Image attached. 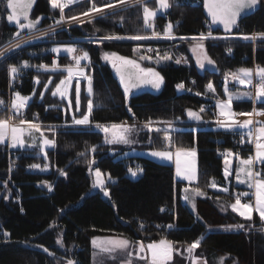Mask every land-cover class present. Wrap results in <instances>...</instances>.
Listing matches in <instances>:
<instances>
[{"label":"trees","instance_id":"16d2710c","mask_svg":"<svg viewBox=\"0 0 264 264\" xmlns=\"http://www.w3.org/2000/svg\"><path fill=\"white\" fill-rule=\"evenodd\" d=\"M261 2V10L239 25L240 34L264 33V0ZM6 3L7 0H0V47L13 41L16 32L6 22ZM170 4L171 7L155 20L159 33L163 34L169 22L177 36L191 38L207 32L210 22L205 14L204 0H170ZM146 5L157 7L156 0ZM143 6L85 22L72 28L71 34L66 31L59 33L56 39L71 41L76 37L149 34L151 30L144 26ZM85 11L87 6H81L66 14L69 18ZM43 14L51 16L44 23L46 26L59 19L61 13L58 8H52L49 0H39L34 17ZM218 33L221 32L218 30ZM253 43L244 37L209 40L206 48L217 66L216 70L199 69L187 46L181 45L171 51L169 63L157 65L163 77V86L159 91L129 93L126 98L119 77L111 65L104 63L102 54L111 52L136 59L139 58V46L149 48L155 45L159 49L146 54L157 57L171 44L165 41H108L96 45L79 41L78 46L89 54L91 66L88 72L94 78L95 106L90 126L59 129L53 136L56 147L47 151V159L24 151L20 159L22 165L40 161L45 164L48 161L47 171H27L23 167L9 171V146L0 144V193L5 185L13 192L10 199L0 196V264H68L69 260L92 264V241L98 237L127 238L145 245L167 238L176 242L175 248L182 251L202 237L194 256L205 259L208 264H218L222 257L227 258L225 264H264V223L257 215L249 221L232 211L230 205L236 199L234 188L225 193L210 186L216 180L217 187L226 188L225 159L217 156L216 149L230 147L235 134L206 125L217 118L215 106L200 113L199 121L192 119L191 123L188 122L187 114L188 110L199 112L203 104L212 103L206 97L209 83H214L224 97L226 73L241 68L250 69L255 65L264 67V38L259 37L256 46ZM50 45L49 42L24 47L3 59L0 62V95L7 98L9 89L13 94L19 92L22 96L32 95L35 91L28 107V118L39 119L45 124H65L72 120L65 118L60 101L53 98L50 92L40 98L49 76L54 77L56 83L65 75L39 68L40 65L51 66L53 63L56 55L49 51ZM231 48L235 49L234 54L228 51ZM180 54L187 56L190 66L175 62ZM59 57L61 66H65L70 58L69 55ZM24 61L30 66L22 67ZM146 65L150 64L146 62ZM10 66L20 69L17 87L11 84ZM36 78L39 84H36ZM192 79L196 80V84L191 82ZM181 83L186 91L177 88ZM197 92L202 95H196ZM87 102L88 98H85V105ZM233 105L236 112L252 111L253 108L264 110V102L254 103L252 100L237 101ZM148 121L180 127L172 133V149L198 150L199 180L190 186L198 187L205 193L197 199L199 219L181 199L182 189L189 185L176 181L173 165L130 154L128 151L131 149H115L105 143L103 133L95 127L97 123L146 124ZM194 127H197L196 131L192 129ZM149 132L142 134V146L136 149L164 150L163 132ZM147 136L152 138L151 143H148ZM220 141L221 144L218 143ZM92 147L96 148L94 153ZM114 150L119 152L114 154ZM244 157L248 155L244 154ZM93 158L95 169L110 174L115 180L105 186L110 193L109 199L101 191L89 194L92 191L89 161ZM261 167L264 173V165ZM129 168L142 169L137 172L139 178L134 179ZM60 170L67 176H62ZM45 182L51 185L52 191L41 186ZM164 207L167 211H161ZM240 224L244 228H229ZM5 232L10 235L5 237ZM58 239L62 240L63 247L57 244ZM183 254L176 252L168 264H192L190 258Z\"/></svg>","mask_w":264,"mask_h":264},{"label":"snow or ice","instance_id":"6c2138e0","mask_svg":"<svg viewBox=\"0 0 264 264\" xmlns=\"http://www.w3.org/2000/svg\"><path fill=\"white\" fill-rule=\"evenodd\" d=\"M34 0H7L6 7L11 10L10 14L7 15L8 22H14L18 27L19 31L14 33V36H19L20 31L24 29H28L29 31L36 28V25L39 24L42 17H38L35 20L30 19V9L32 7ZM80 0H49L53 9L60 10V19L56 21L57 24H60L65 20L64 9L73 3H79ZM118 3L123 4L125 0H117ZM138 3H143V0H137ZM259 0H204V7L207 10L208 15L211 17L212 24H222L225 32H231L232 27L236 25L237 18L241 15V13L245 9H253ZM156 4L159 6L158 8H150L146 4L143 6V21L145 28L154 29V24L152 21L157 16L158 11H166L171 7L170 0H156ZM113 3H107L103 5V7H98L94 0H92V7L87 11L83 12L81 15L90 16L91 13L96 12L100 13L103 11L104 7L110 8L114 7ZM21 19L25 21V23H21ZM71 20L79 21V17L72 16L68 18ZM173 25L171 22L165 27L163 34L156 32L153 30L151 35H141L135 34L127 37L116 36V35H106L101 38V42L103 40H119V39H130V40H145V39H191L195 41V44L192 48L193 53H199L197 56V65L199 68L203 69L205 67V62L208 65H213L215 62L207 55V52L204 48L203 41L207 39H215L216 37L212 36V32L209 31L206 35L201 33L199 36H193L191 38L188 37H176L173 35ZM259 36L264 38V33H260ZM244 39H253V37L245 36ZM21 43H25V41H20L16 44H12V48H19ZM68 53H76L77 49L75 47H66L63 49ZM7 51V50H5ZM52 51L54 53L59 54L61 48L56 47L53 48ZM148 51H152V49H148ZM231 52V49H228ZM3 54L0 53V56ZM73 60L75 62L74 66L76 68L75 74L73 73V65L65 66L63 69H60V66L56 61H53L51 67L47 65H40L39 68L48 71V72H56L58 70L66 71L67 76L63 79H60L59 83L55 85V89L52 91L53 96L59 95L61 99H68V109L72 108V101L69 99V85L73 76L83 77L88 81V93L92 94V78L85 74L83 67L81 66V61H89L90 57L87 52H82L80 55H73ZM164 60H170L172 57L165 53L162 57ZM102 59L112 63L113 68L116 69L117 75L120 78V83L123 85L125 97L127 98L128 94L133 88H139L143 83H149L153 88L159 89L160 85L163 83V77L160 76L159 72H156L154 69L150 67H141L136 61L132 59H128L122 56H119L116 53H104ZM140 59H145L144 56H141ZM147 59H151L148 57ZM183 58L176 59V63L180 64ZM116 61H120V64L117 65ZM29 63L24 61L22 67H29ZM19 72V68L16 66H10L9 73L12 79H15L16 74ZM256 76L258 77L257 83L253 84V70L241 68L237 72L226 73L225 74V95L227 96V100L217 99L216 108L218 112L216 113L217 119L215 123L218 127L225 129L226 131H234L235 129H247L246 133L241 135V143L244 142V137L246 136L249 143H255V156H249L247 159L240 158L237 154V159L239 160V164L241 165L236 172V180L240 184H247L249 188L255 189V204L251 203H241V196H247L248 193H240L236 196L235 203L231 204L230 207L233 212H237L242 218L251 221L252 213H258L261 221H264V177H262L260 171H254V164H262L264 165V122L254 120L253 117L264 116V110H257L253 108L250 112H235L232 110V101L234 99H243L247 98L254 101L264 102V67H258L256 69ZM231 78L232 80L237 81L241 85L245 86H253L255 88V94L252 92H243V93H232L227 88V81ZM36 84H39L40 81L38 78L35 80ZM52 83V77L49 76L47 83L44 85L45 91L48 90V85ZM194 83V82H193ZM178 89H183L184 84H178ZM190 91V89H189ZM207 92L215 93V88L212 83L207 85ZM35 95V91L33 92ZM44 93H40V98L43 99ZM196 95H202L197 92ZM31 99L29 96H21L19 92L14 93V99L11 102V109L13 110V114L7 117H0V143H5L10 140V147H24L25 141L22 138L25 132L31 134L32 132H36L40 134L42 138V143L39 144V148L41 152H44L47 147H54L55 141L52 139L44 138V132L41 130V125L36 122H30L24 119L21 115L20 110L27 106L28 101ZM4 101L0 100V106L4 105ZM88 111L83 114L81 118H76L73 116V124L74 125H89L91 123L89 117L92 112L93 102L91 99L88 100ZM75 108L76 111L80 110V87L79 81H77L76 89H75ZM129 111L131 109L129 108ZM205 109L202 107L199 112H194L192 110H188L187 114L190 119H201L200 113H203ZM239 116H247L248 119L240 122L236 119ZM223 118V119H221ZM14 120H18V123H11ZM27 125L25 128L24 126ZM253 125H258L253 128ZM96 128L100 129L105 134V143L107 144H128L132 141L129 140V133L133 131L131 126H127L126 124H111L102 125L97 123L95 125ZM145 127L149 131L163 132L164 139L166 141H170L171 137L168 134L167 129L153 128L152 122L148 121L145 124ZM54 131V130H53ZM28 147H37L35 143L28 145ZM91 151L94 153L96 151L95 147L91 148ZM181 154L194 156V151H185L184 149L177 150V160H176V175L178 177H182L191 183L196 179L194 171H187L182 173L180 167L179 156ZM79 155L83 156L84 153H80ZM151 156L157 157L161 160H171L172 153L169 151H152L150 153ZM234 155L231 151L226 152L225 154V179L232 173L228 169L229 160L228 157ZM45 159H47V154L45 152ZM95 163L94 158L89 161V172L92 174L95 179L93 182V188H99L101 192H103L104 196L109 197L110 193L108 189L105 187V181L102 179V172L99 168L93 169L92 164ZM31 168H41L40 164H32ZM47 168V165L44 166V169ZM42 169V170H44ZM11 171V168L9 169ZM128 171L132 176H136L138 171H142V169H132L129 168ZM60 174L62 176H67V173L63 170H60ZM241 174H244V178H241ZM108 179H111L110 174H108ZM46 183V182H45ZM48 191H52L51 185H47ZM212 188H216L217 185L215 181H213L210 185ZM7 187V185H5ZM221 191L227 192V188H221ZM185 193L188 192V189H184ZM194 195L196 196H204L205 193L200 190V188L196 187L192 189ZM7 199V197H5ZM185 200H189V196L185 195ZM191 202V201H189ZM193 208H195V204L193 203ZM243 209V211H241ZM164 211V209H161ZM143 227V225H141ZM169 228L173 227L172 225H168ZM244 228L243 224L229 226V228ZM10 233L5 232L4 236H9ZM203 238L201 237V240ZM201 240H196L193 243L189 244L185 251L188 252L189 257L192 259V264H198V261L195 257H193L194 250L200 245ZM174 241L168 240L167 238H162L159 242H151L145 245L141 241H130L127 238H110L105 241L98 242L97 240L92 241L93 248L96 250L93 253L94 261L95 257L100 254H107L112 257V254L120 251L125 254L127 257L124 261V264H133L132 256L133 252L129 251V249H133L135 251V258L139 260H144L147 264H168L169 261L172 260V254L176 251L179 254V249L175 248ZM57 244L63 247L62 240L58 239ZM44 251H48L44 249ZM51 254V253H50ZM150 254V258H149ZM114 258V257H112ZM68 264H74L72 260L68 261ZM206 264V262H205ZM223 264V262H221Z\"/></svg>","mask_w":264,"mask_h":264},{"label":"rangeland","instance_id":"374dc122","mask_svg":"<svg viewBox=\"0 0 264 264\" xmlns=\"http://www.w3.org/2000/svg\"><path fill=\"white\" fill-rule=\"evenodd\" d=\"M158 7L159 6L157 5V7H155V8H158ZM166 11H158L157 16L158 15H161V14H164ZM77 16H79V15H77ZM104 16H106V15H104ZM157 16H156V18H157ZM65 17L68 19L67 15H65ZM100 17H103V16H100ZM100 17H97V18H100ZM97 18H95V19H97ZM156 18L154 19V21H152V23L154 24V29L149 28L151 30V32L153 30H155L157 32V29H156V26H155V20H156ZM95 19L87 20V22L92 21V20H95ZM84 23H82V24H84ZM49 25L50 24H47L46 26H49ZM81 25H79V26H81ZM172 31H173V35L174 36H176L178 38L181 37V36H177L175 34L174 27H173ZM57 35L58 34H55V35H52L51 34V35H48V36L46 35V36L40 37V38H30L28 41H25V43H21V45H20L19 48H12L11 47L12 44L18 43V42H15L16 40L14 38V40L11 41L10 43H8V44L0 47V53L3 54L2 56H0V62L3 61V59H5L6 57L13 55L14 53L18 52L19 50H21L24 47H28V46L35 45V44H44V43H49L50 42L51 43V45L49 47V51L50 52H52L56 56H60V55H69L70 56L69 61H68V63L65 66L73 65V73L75 74V72H76V68L74 66L75 62H74V60H73L72 57H73V55H80V54H82V52H85L84 50H82L78 46V42L79 41L80 42H82V41L89 42V43H93V44H96V45H100L102 42H108V41H136V42H147V43H152V42H157V41H165V42L170 43L171 45H170L169 48L163 50L164 53L159 54L157 57H153L150 54H148V55L146 54V52L148 51V49H150L151 46L149 48L147 46H144V47L143 46H139L137 48V51L139 53V58H136V59L135 58H129V59H132V60L136 61L138 64H140L141 67H145V68L150 67V68L154 69L156 72H159L158 69H157V67H158L157 65L167 64L171 60V59L170 60H164L162 58L165 53H167V54L170 55V54H172L171 51L177 49L181 45H186V46H190L191 48H193V46L195 44V41H193L191 39H186V40H181V39L168 40V39H158V38L145 39V40H130V39H119V40H116V39H113V40H103L101 42V38L102 37H99V36L83 37V38L82 37L81 38L80 37H76V38H73V40H71V41L70 40L67 41V40H59V39H56ZM147 35H151V33H149ZM116 36H118V35H116ZM122 37H127V36H122ZM236 38H243V37L242 36H240V37L231 36V37H224V38H217L216 37L214 39V41H216V40L221 41L222 39H236ZM258 38H256V37L254 38L253 37V39H250L252 42H254L253 43L254 46L257 45L256 41H257ZM208 41H209L208 39L205 40V41H203V45H204V48H205L206 52H207L206 44H207ZM56 47L61 48V51L59 52V54L54 53L52 51V49L53 48H56ZM66 47H75L77 49V52L76 53H68V52H66V51L63 50ZM5 50H7V51H5ZM148 52L152 54L155 51H148ZM104 53H107V52H104ZM108 53H111V52H108ZM103 54H102V56H103ZM198 55H199V53H197V56ZM207 55L209 56L208 52H207ZM141 56H144L145 59H143V60L140 59ZM148 57H151V59L150 60L147 59ZM179 58H180V56H179ZM103 61H104V63L109 64V65L112 66V63H110L108 61H105L104 59H103ZM119 62L120 61H116L117 64ZM146 62L149 63L150 65H146ZM59 66H60V69H63L65 67V66H61V65H59ZM81 66L83 67V70H84L85 74L88 75V76H91V78H92V89H93V92H92L91 95H89V93H88V81L86 79H84L83 77L76 76V75L73 76V79L71 80V83L69 85V99H71V101H72V108H71V110H69L68 107H67V105H68V99H61V97L59 95L53 96L51 94V96L53 98H56V99H58L60 101V103H61L60 104V108L62 109L65 118H70L72 120V122L69 120L68 123L66 122L65 124L64 123L63 124H45V123L41 122V120H39V119H30V118H28V113H27L28 112V107H29V104L33 101L35 95H33V94L32 95H27V96L31 97V99L28 101L27 106L25 108H23V109L20 110L21 115L27 121L39 123L41 125V130L44 132V138H48V139L54 140L53 136L59 131V129H63V128H67V127H79L78 125H74L73 124V116H75L76 118H81L83 114L87 113V111H88V106H87L88 105V102L85 105V103H84V99L85 98H88V100L89 99L92 100V102H93L92 111H93L94 106H95V104H94V78H93L92 73H89L88 72L89 71V68L91 66V62H89V61H83L82 60L81 61ZM215 67H216L215 64L213 66V65H208L205 62V67L203 69H206V68H213L214 69ZM206 70H209V69H206ZM58 72L65 73V75H64L63 78H65L68 75L66 71L58 70ZM235 72H237V71H235ZM19 73H20V69H19V72L16 74L15 79L17 77H19ZM230 73H232V72H230ZM63 78H61V79H63ZM15 79H12L11 76H10L11 82H14ZM54 81H55V78L52 77V83L48 85V90L45 91V89H44V91H43L44 96H45V94H47L49 92L52 93V91L55 89V85L59 83V81L56 82V83H54ZM77 81H79V87H80V110L79 111H76V108H75V89H76ZM227 83H232V82H230L228 80ZM212 84H214V83H212ZM226 86H227V88L229 90V84H227ZM214 87H215V90L217 91V93L220 95V93L218 92V89L215 86V84H214ZM242 87L243 88L238 91L239 93H243V92H252L253 94L255 93L253 86H245V85H242ZM147 90L148 89H144L142 92L147 91ZM232 93H234V92H232ZM219 95H216V96L215 95H211L209 97V99L212 100V102H215V105H216L217 99H220L221 100V98H222V96H219ZM224 95H225V87H224ZM13 99H14V94L7 95V98H2L1 95H0V100H3L5 102L4 105H3L4 107H8L9 102H12ZM222 100H225L226 101L227 100V96L225 95ZM233 104L234 103L232 101V109H233ZM84 105H85V107H84ZM12 114H13V110L11 109V107L8 110H5L4 109V111H0V116L1 117H7V116L12 115ZM91 116H92V112H91L90 117H89L90 121H91ZM188 121H191L192 122L193 120L189 118ZM178 122H181L180 124H182V120H178ZM11 123H18V120H14ZM90 124L89 125H82V126L87 127V126H90ZM119 124H126L127 126H131L133 128V131L131 133H129V140L132 141V142L131 143H128V144H122V143H120V144H108V145H110L111 147H113L115 149H120V148L131 149V150L128 151L130 154L146 156V157L152 158V159H154L156 161L162 162L164 164L173 165L174 168H175V178H176V181H179V182H187L188 185H189V186L184 187L182 189V191H181V199H182V201L185 204H187L191 208V210L196 214V216L199 219V215L197 213V199L199 197H201V196L194 195V193L192 191L193 188L190 186L193 183H197L198 180H199V161H198V151H197L196 148H194V149H184L185 151H194L195 152V155L194 156H188V155H184V154H181L179 156L180 167H181L182 173L187 172V171H194L195 172L196 179L193 180L191 183H189L188 180L183 179L182 177H178L176 175V167H177V165H176L177 155L176 154H177V150L178 149H172L171 148V142H172V136H173L172 133L174 131L179 130L180 127L178 125H173V124H167L166 125V124H163V123H152V127L153 128L167 129L168 130V134L171 137V140L170 141H166L165 140L164 143L166 144V146L163 148L164 150L138 151L136 149V147L142 146V143H141V141H142V134L145 133V132H147V131L149 132V130L145 127V124H140V123H133V124H130V123H119ZM108 126H110V125H108ZM24 127L26 128L27 125H25ZM98 130H100V129H98ZM150 132H156V131H150ZM156 133H158V132H156ZM103 135H104V140H105V134L103 133ZM147 137L149 139L148 143H151L152 142V138L150 136H147ZM22 138L25 141V146L24 147H17L15 149L16 150H19V151H22V152H24L25 150H28V151H30L31 154L36 155V156H39V157H45V152L47 154V151L48 150H52V149H54L56 147V142H55V146L54 147H47V148H45L44 152H41V150L39 148V144L42 143V138L40 137V134L39 133H36V132H32L31 134H29L28 132H25V134L23 135ZM10 143H11V141L8 140L5 143H0V144H2V145H8L9 146ZM33 143H35L37 145V147H28V145L33 144ZM11 148L12 147L9 146V150ZM152 151H169V152L172 153V159L171 160H161V159H159L157 157H153V156L150 155V153ZM117 152H119V151H116V150L113 151L114 154H116ZM228 160H229L228 169L232 173L226 179V182H227L226 188L228 189V191H231L232 184H237L239 186H242L246 190L245 191H240L239 189L235 188V195L236 196L238 194H240V193H245V192H247V193H252L253 192L254 193L255 192V189L254 188H249L247 186V184H240V183L237 182L236 176H235L234 165L231 162L232 161L231 160V157H229ZM37 163H39L41 165V168H39L40 171H47V170H49V163H48V161H45V164L43 163V161H40V162H37ZM45 165H47V168L46 169H44V166ZM94 165L95 164H92V168L93 169H95V166ZM42 169H44V170H42ZM253 170L254 171H258L257 168L255 167V165H253ZM260 172H261L262 177H264V173H262V171H260ZM102 174H103L102 179L105 181V186L107 185L108 182H114L115 181L112 177H111V179H108V173H103L102 172ZM90 176H91L92 185H93V182H94L95 177L92 174H90ZM132 177L134 179L139 178L138 175L132 176ZM241 178L242 179L244 178V174H241ZM215 183L218 184L216 180H215ZM46 184L47 185H50L48 183H43L41 186H43V187H45V188L48 189V187L46 186ZM242 187H240V188H242ZM185 188L188 189V192L187 193H185V191H184ZM98 191H100L99 188H93L92 187V191L89 194H93V193L98 192ZM102 194H103V192H102ZM185 195H188L189 196V200H185L184 199ZM0 196L1 197H7V199L12 198L13 192H12L11 187L10 188L8 186L5 187L4 190H2V192L0 193ZM103 196H104V194H103ZM104 197L107 198V199L110 198V196L109 197L104 196ZM189 201H191V202H189ZM193 203L195 204V208H193ZM241 203H251V204L254 205L255 204V200L252 201V199L246 198V196H241ZM241 211H243V209H241ZM256 214H258V213L253 212L252 213V218ZM110 238H115V237H98V238H95V240H97L98 242H100V241H105V240L110 239ZM94 251H96V250L94 249ZM129 251H132L133 252V256H132L133 264H147L146 261L139 260V259H136L135 258V255L136 254H135V251L133 249H129ZM181 252H184L183 255H185L188 258H190L187 251H185V250H183V251L182 250H179V253H181ZM175 253H176V251L173 252L172 259L174 258ZM194 255H195V250L193 252V257H195ZM112 257H114V258H112ZM112 257L108 256L107 254L97 255L95 257V261H94V257L92 258V264H124V261L127 258L125 256V254L122 253V252H120V251H117V252L113 253L112 254ZM149 258H150V254H149ZM195 258L197 259L198 264H205V262H206V264H208V262L205 259H201V258H197V257H195ZM226 259L227 258H223V257L220 258L219 261H218V264H221V262H223V264H225ZM190 260L192 261L191 258H190Z\"/></svg>","mask_w":264,"mask_h":264},{"label":"built area","instance_id":"2783aa9c","mask_svg":"<svg viewBox=\"0 0 264 264\" xmlns=\"http://www.w3.org/2000/svg\"><path fill=\"white\" fill-rule=\"evenodd\" d=\"M151 1H155V0H143V3H138L137 0H125V3H123V4L118 3L117 0H94L95 4L98 7H103V5H105L107 3H113L115 6L114 7H110V8L104 7L102 12H100V13L93 12V13L90 14V16H83V15L80 14L79 16H77V17H79V21L80 22H77L76 20H71L70 21L66 17H65V20L63 22H61L60 24L56 23V21L58 19L54 20L49 26H45V27L43 26L41 29H39L37 31L22 35L18 39H15L16 40L15 42L28 41L30 38H40V37H44L46 35L48 36V35H51V34L55 35V34H59V33L64 32V31H66V32L71 34V29L72 28H74L76 26H79V25H81L84 22H87V20L95 19L97 17L104 16V15H110V14H113V13H116V12H119V11H123V10L129 9V8H132V7H136V6H139V5H143V4L149 3ZM81 6H87V10L90 9L92 7V0H80L79 3H73V4L69 5L68 7H66L64 9V16L67 15L66 14L67 11H69V10H71L73 8H76V7H81ZM209 31L212 32V36L213 37H217V38H224V37H231V36H237V37H240V36L245 37V36H247L245 34H240L238 31L235 34H233V35L226 36V35H224L222 33H218L217 26L212 24V23H210L208 25L207 32H205L204 34L206 35ZM249 37L258 38L260 36L258 34H256V33H254L252 35H249ZM208 40H212V38H210ZM150 49H152V51H157L159 48L157 46H155V45H152L150 47ZM230 53L234 54L235 53V49L231 48V52ZM179 56H180V58H183L182 63L188 66L189 65V61H188L187 57L185 55H183V54H180ZM53 61H56L57 64L60 65V57L59 56H55L53 58ZM49 67H51V66H49ZM257 81L258 80H256L255 83H257ZM191 82L192 83L194 82L193 84H196V80L195 79H192ZM19 83H20V77H17L14 80V82H11L12 86H16V87L19 85ZM7 94L8 95L13 94L12 89H9ZM214 106H216L215 102L205 103V104L202 105V107L205 109V111H210V109H212V107H214ZM10 107H11V102H9L8 107L0 106V111H4V109L8 110V109H10ZM179 120H181V119H179ZM242 134L243 133H237V134H235L233 136L230 147H228V148L218 147L216 149L217 156L220 157V158H224L225 159L226 152L231 151L234 154L235 157H237V154H238L239 157H243L244 154L249 155L252 152L256 151L255 143L254 142L253 143H249L246 136L244 137V142L241 143V135ZM221 142L222 141H220L218 143L221 144ZM9 154H10L9 155L10 165L9 166L11 168V171H13V170H15L17 168H20V167H23L27 171H37V170H39V168H31L30 167V165H32V164H39V163H31V164H25V165L21 164L20 159L24 156V152L16 150V149H10L9 150ZM257 170L258 171H262V167L258 166ZM164 210L167 211V207H164Z\"/></svg>","mask_w":264,"mask_h":264},{"label":"crops","instance_id":"0c3cea01","mask_svg":"<svg viewBox=\"0 0 264 264\" xmlns=\"http://www.w3.org/2000/svg\"><path fill=\"white\" fill-rule=\"evenodd\" d=\"M158 32V31H157ZM187 48H188V52H189V54H190V56L194 59V61H195V63H196V65H197V53H193V51H192V48L190 47V46H187ZM184 55V54H183ZM186 56V55H185ZM187 57V56H186ZM189 61V60H188ZM189 65H190V62H189ZM188 65V66H189ZM216 65V64H215ZM187 66V65H186ZM198 66V65H197ZM199 67V66H198ZM258 67H260V66H257V65H255L253 68H250V69H252L253 70V83L255 84V81L256 80H258V77L256 76V69L258 68ZM217 68V66L213 69V68H206V69H209V70H215ZM201 69V68H200ZM206 69H201V70H206ZM56 72H58V71H56ZM229 81L230 82H232V83H230L229 84V90L231 91V92H234V93H239L238 91L239 90H241L243 87H242V85L241 84H239L237 81H235V80H232L231 78L229 79ZM213 85V87H214V84H212ZM215 88V87H214ZM181 91H186V89H185V87L183 88V89H180ZM254 91H255V88H254ZM255 94V93H254ZM211 95H219L218 93H217V91L215 90V93L213 94V93H210V92H206V97L209 99V97L211 96ZM219 96H221V95H219ZM223 99V97L221 98V100ZM249 101L250 99H247V98H243V99H234L233 100V103L234 102H237V101ZM254 103H260L261 101H254V100H252ZM233 111H235V109H234V105H233V109H232ZM218 112V109L216 108V106H215V114ZM236 112V111H235ZM245 112H250V111H245ZM217 117V116H216ZM217 119V118H216ZM216 119L215 120H213V121H211V122H207L206 123V125H212L213 126V129H216V130H221V131H224V132H228V133H232V134H237V133H246L247 132V129H239V128H237V129H235L234 131H226L225 129H223V128H220V127H218V125L215 123V121H216ZM221 119H223V118H221ZM236 119L237 120H239L240 122H243L244 120H246V119H248V117L247 116H239V117H236ZM253 119L254 120H258V121H261V122H264V116H259V117H253ZM188 122H190L191 123V121H188ZM78 126H82V125H78ZM258 125H253L252 127L253 128H255V127H257ZM193 130H197V127H194V128H192ZM9 146H10V144H9ZM11 149H15V148H11ZM198 151V150H197ZM255 152L256 151H254V152H252L251 154H249L248 155V157L251 155V156H255ZM229 157H231V162L233 163V165H234V170H235V176H236V172H237V170H238V168H240L241 167V165L239 164V160L237 159V157H235L234 155H232V156H229ZM228 157V158H229ZM248 157H240V158H243V159H247ZM255 165V167L257 168L258 166H262V164H254ZM225 167H226V165L224 166V173H225ZM185 183H187V182H185ZM188 184V183H187ZM194 184V183H193ZM240 187H242V186H239V185H237V184H232V186H231V189L232 188H237V189H243L242 191H245L246 189L245 188H240ZM213 189H215V190H217V191H221L220 189L221 188H219V187H216V188H213ZM221 192H225V191H221ZM229 191H227V192H225V193H228ZM247 193V192H246ZM253 193V192H252ZM252 193H248V195L246 196V198H249V199H252V201L253 200H255V192L252 194ZM236 213V212H235ZM238 214V213H237ZM258 217H259V215L258 214H256ZM260 218V217H259ZM263 223H264V221H262Z\"/></svg>","mask_w":264,"mask_h":264},{"label":"water","instance_id":"95a60500","mask_svg":"<svg viewBox=\"0 0 264 264\" xmlns=\"http://www.w3.org/2000/svg\"><path fill=\"white\" fill-rule=\"evenodd\" d=\"M38 1L39 0H34V2L32 4V7L30 9V19H32V20H35L36 19L33 16H34V11L36 9V6L38 4ZM261 8H262V2H261V0H259V3L253 9H245L241 13V15L237 18V23H236V25H234L232 27L231 32H225L222 24H214V25L217 26L218 30L222 34H224L226 36L233 35V34H235L238 31V27H239V25L243 21H245L247 18L255 15L256 13H258L261 10ZM7 12H8L7 13V15H8V14H10L11 10L7 8ZM205 14H206L207 20L211 23V17L208 15L206 8H205ZM38 17H42V19L40 20L39 24L36 25V28L35 29H33L31 31H29L28 29H24V30L20 31V35L18 37L15 36V39H18L19 37H21L22 35H25L27 33H31V32H34V31H37V30L41 29L44 26V23L47 20H50L51 19V16L50 15H47V14H43V15H40ZM6 22H7V24L10 27L14 28L16 30V32L19 31L18 27L16 26V24L14 22H12V23L8 22L7 17H6ZM21 23H25V21H23V19H21ZM119 64H120V62L117 65H119ZM114 71H115V73L117 75V72H116V69L115 68H114ZM162 86H163V83L160 85L159 89H156V88H153L152 85L149 84V83H143V84H141V86L139 88H133L130 91V93H132V94H138V93H141L144 89H148L149 91H152V92H157V91H159L162 88ZM197 121H199V120H197ZM78 251H80V249ZM72 261L74 262V264H79L77 260H72Z\"/></svg>","mask_w":264,"mask_h":264},{"label":"flooded vegetation","instance_id":"af4514ba","mask_svg":"<svg viewBox=\"0 0 264 264\" xmlns=\"http://www.w3.org/2000/svg\"><path fill=\"white\" fill-rule=\"evenodd\" d=\"M34 17V16H33ZM35 18V17H34ZM37 18V17H36Z\"/></svg>","mask_w":264,"mask_h":264}]
</instances>
